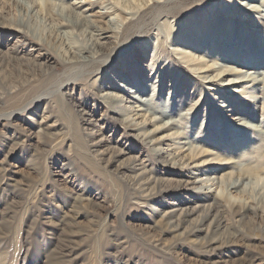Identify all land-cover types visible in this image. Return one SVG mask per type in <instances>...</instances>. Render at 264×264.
Instances as JSON below:
<instances>
[{
  "label": "rangeland",
  "instance_id": "374dc122",
  "mask_svg": "<svg viewBox=\"0 0 264 264\" xmlns=\"http://www.w3.org/2000/svg\"><path fill=\"white\" fill-rule=\"evenodd\" d=\"M84 1L76 11L102 12L101 28L131 17L111 13L114 0ZM178 4L194 7L129 40L95 39L104 62L85 74L48 38L42 12L0 0V264H264V210L250 204L242 219L228 208L264 188L252 178L243 192L211 182L238 164L264 169V132L254 129L264 131V19L248 20L229 0ZM215 12L230 14L237 31L202 25ZM189 53L213 69L193 71ZM243 73L263 80L228 85ZM119 84L141 88L192 144L227 153L228 131L240 129L252 146L244 158L228 152L233 165L163 157L165 144L126 127L124 107L103 98L117 91L128 105Z\"/></svg>",
  "mask_w": 264,
  "mask_h": 264
},
{
  "label": "bare ground",
  "instance_id": "6f19581e",
  "mask_svg": "<svg viewBox=\"0 0 264 264\" xmlns=\"http://www.w3.org/2000/svg\"><path fill=\"white\" fill-rule=\"evenodd\" d=\"M6 1L13 2V4L17 5L26 14L32 13L34 10L35 12L38 10L42 12V21H44L42 23H44V28L47 29L46 34L48 35V38L50 40H53L54 43L62 45L66 53L69 54V57L72 59L71 61L77 62V66H75V69L81 70V72H85V74H87L86 72L92 71V68L94 66H98L104 62L105 49H103L104 47L101 48L100 42H96L95 39L97 40V38L99 37L100 39H106L107 37H110V34H108V32H114L117 34V42L125 39L129 40L131 36L141 34L152 27L154 25V22L161 16H172L174 18L194 7L186 5L179 7V0H114L112 2L113 11L111 13H118L119 16L122 12L124 14H131V17L129 18H127L126 16L120 17L121 28L119 30H116L115 27H111L109 25H107L106 28H101L97 25V22H101L103 18V14L100 11L95 14V17L99 18L100 20L90 18L91 15L87 12V8H84L82 12L76 11L78 6L81 3L85 2L84 0H75L71 5L66 6L54 3L52 0ZM229 2L230 7H241L243 9L242 11L247 13L246 18L250 21L256 18L264 19V0H229ZM98 3H105L106 5L110 3V0H98ZM108 11L109 10H105L106 13H108ZM211 16V20H207L208 18L206 17V15H202V25L207 28H212V26L219 21L227 24V26L230 27L229 31H231V33L234 32L233 30L237 31V28H234L235 26L233 25V22L230 21L233 20V18L230 17V14L224 15L223 13L219 15L218 12H215ZM212 20L213 22H210ZM115 23L118 25L117 21ZM106 24H110V21H107ZM163 24L168 25V21L163 20ZM17 31L25 32V30L22 29L21 25H19ZM189 37L186 36L187 39ZM188 40L192 39L189 38ZM97 45H99L98 49ZM190 47L196 48L194 45H191ZM186 56L189 58L187 61H191V64L193 63L194 65H197L192 68V70L195 72L202 69H204L205 72L213 69V64H208L205 59L196 57L191 53L187 54ZM72 73L73 72H71L70 74ZM227 73L229 74L235 72L234 70L229 69ZM216 75L214 77H217ZM239 75L241 80L228 79V85H235L239 81L244 80H263L258 79L257 76H252L248 73ZM214 77L208 78V76L206 75L202 76V78H208L211 82L217 80ZM68 80L69 79H67V81ZM59 84L60 85L57 91L60 90L62 83ZM114 89H121L123 93L127 95L129 94L130 99L128 100V105L125 106L123 104L124 101L126 104L125 97L117 91L113 92L109 90L104 94L103 98L110 103L116 104V106L120 105L119 107H124V111H126L127 115L126 127L138 131V134L141 133V136L144 138V140L149 143L166 145L169 153L163 156V154L157 152V154L161 157L166 156L170 159L178 158L183 160H190V163H194V165L199 166L202 164H207L210 161H216V165L229 163L233 165L234 162L231 161L233 157H231L228 152H239V154L242 155L241 158H244V151L252 146L251 141H248V136H244L245 134H243V132H241L239 128V130L236 132H231L230 130L228 131L229 133L226 138H230L229 143L232 144L225 147L228 150L227 153L224 151L221 153V151L218 150L208 149L203 145L198 146L192 144L190 143V139H186L185 137H183L184 135L176 125L175 119L173 117L167 115L166 117H163L158 114L156 109L150 106L149 101L141 96V88L140 90H138L135 88H128L126 85L119 84V86L117 87L114 86ZM262 92H264V87L262 88ZM196 104L191 105L189 109H194L196 107ZM187 113H192V110H187ZM148 126L151 127L149 131L147 130ZM240 126L242 125H237V127ZM250 126L251 128L254 127L252 125ZM254 129L256 131H260L261 133L264 132L261 129ZM157 134L161 135L156 138ZM245 141H248L249 143L246 144ZM218 152H220L221 154H218ZM244 165L245 164H238L240 168H236L235 170L232 168L234 171L230 173H222L221 175L215 176L216 179L214 180L213 178H211V182L226 187V189L229 190L234 189L237 191L241 190L243 192V189L241 188V186L243 185V180L252 178L256 182H260L259 185H262L260 186V190H263L264 176H262V173L264 169H261V166L258 165ZM217 203L222 204L218 199ZM250 204H253L259 209L264 210V197H260L256 201L251 200L249 202H228V208H232V210H234L235 213H237V215H239V217L243 219V214L250 212L254 208Z\"/></svg>",
  "mask_w": 264,
  "mask_h": 264
}]
</instances>
